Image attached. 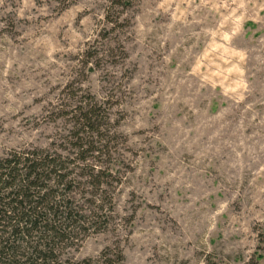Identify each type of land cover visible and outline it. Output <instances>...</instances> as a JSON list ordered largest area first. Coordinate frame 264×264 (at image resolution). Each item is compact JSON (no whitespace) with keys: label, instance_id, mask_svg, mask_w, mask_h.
<instances>
[{"label":"rangeland","instance_id":"obj_1","mask_svg":"<svg viewBox=\"0 0 264 264\" xmlns=\"http://www.w3.org/2000/svg\"><path fill=\"white\" fill-rule=\"evenodd\" d=\"M32 150L71 161L64 259L264 264V0H0V160Z\"/></svg>","mask_w":264,"mask_h":264},{"label":"trees","instance_id":"obj_2","mask_svg":"<svg viewBox=\"0 0 264 264\" xmlns=\"http://www.w3.org/2000/svg\"><path fill=\"white\" fill-rule=\"evenodd\" d=\"M70 164L45 150L14 151L0 160V264H95L61 254L85 223Z\"/></svg>","mask_w":264,"mask_h":264}]
</instances>
